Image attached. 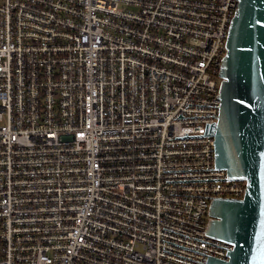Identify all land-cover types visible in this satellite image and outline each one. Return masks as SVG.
Listing matches in <instances>:
<instances>
[{
	"label": "built area",
	"instance_id": "built-area-1",
	"mask_svg": "<svg viewBox=\"0 0 264 264\" xmlns=\"http://www.w3.org/2000/svg\"><path fill=\"white\" fill-rule=\"evenodd\" d=\"M238 0H0V264H207Z\"/></svg>",
	"mask_w": 264,
	"mask_h": 264
},
{
	"label": "water",
	"instance_id": "water-1",
	"mask_svg": "<svg viewBox=\"0 0 264 264\" xmlns=\"http://www.w3.org/2000/svg\"><path fill=\"white\" fill-rule=\"evenodd\" d=\"M220 77L215 166L245 191L211 200L205 233L232 249L207 264H264V0H238Z\"/></svg>",
	"mask_w": 264,
	"mask_h": 264
}]
</instances>
